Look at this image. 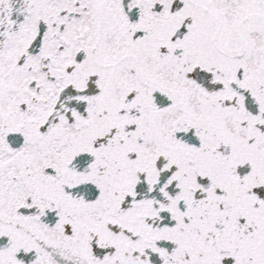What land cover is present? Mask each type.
Masks as SVG:
<instances>
[{
	"label": "snow or ice",
	"instance_id": "obj_1",
	"mask_svg": "<svg viewBox=\"0 0 264 264\" xmlns=\"http://www.w3.org/2000/svg\"><path fill=\"white\" fill-rule=\"evenodd\" d=\"M0 264H264V0H0Z\"/></svg>",
	"mask_w": 264,
	"mask_h": 264
}]
</instances>
